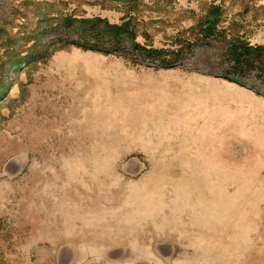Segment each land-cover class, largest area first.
<instances>
[{
    "label": "rangeland",
    "instance_id": "obj_1",
    "mask_svg": "<svg viewBox=\"0 0 264 264\" xmlns=\"http://www.w3.org/2000/svg\"><path fill=\"white\" fill-rule=\"evenodd\" d=\"M212 4L264 43V0H138V40ZM65 5L127 11L0 0V264H264V82L221 76L216 43L156 69L39 41Z\"/></svg>",
    "mask_w": 264,
    "mask_h": 264
},
{
    "label": "trees",
    "instance_id": "obj_2",
    "mask_svg": "<svg viewBox=\"0 0 264 264\" xmlns=\"http://www.w3.org/2000/svg\"><path fill=\"white\" fill-rule=\"evenodd\" d=\"M108 1L120 3L127 9L118 21L99 15L87 17L63 12L70 9L65 3L58 8L60 14L51 18V25L39 32L38 40L52 37L48 39L52 44L70 43L86 50L119 54L133 63L156 69L173 68L192 58L197 49L213 47L216 43L225 49L219 64L221 76L242 85L248 84L251 77L264 82V43H251L232 25L224 26V12L219 5H209L194 24L171 35L166 46H154L151 41L138 40L143 23L136 12L138 0ZM143 36L148 38L146 32ZM250 86L258 91L255 82Z\"/></svg>",
    "mask_w": 264,
    "mask_h": 264
}]
</instances>
